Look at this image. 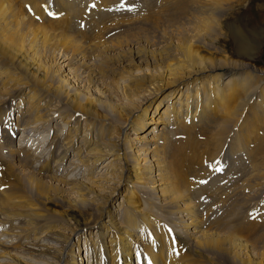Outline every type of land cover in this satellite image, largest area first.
Returning a JSON list of instances; mask_svg holds the SVG:
<instances>
[{"label": "rangeland", "instance_id": "obj_1", "mask_svg": "<svg viewBox=\"0 0 264 264\" xmlns=\"http://www.w3.org/2000/svg\"><path fill=\"white\" fill-rule=\"evenodd\" d=\"M13 1L23 10L26 17L48 31L57 33L59 36L62 34L77 38L69 45L72 56L64 52L61 47L55 48L51 43L50 47L53 48L51 51L49 48L43 50L38 45L40 59L51 65L53 72L57 75L69 74L68 78L75 84L76 90H85L84 93L90 97L101 96V92H106V95L117 100L118 97L113 88L117 87L115 81L121 74L118 69L131 72L139 68H146L149 73L161 67L165 69L166 65L170 64L176 65L170 68L174 72L184 70L185 66L177 61L178 52L174 49L178 41L188 43L190 48L202 56L212 57L216 60L226 58L228 61L248 65L247 70L234 76L235 79L239 78L237 83L230 88L234 99L236 98L233 99L235 104L243 100L242 94L237 91L239 85L244 81H240V78L248 79L252 75L248 81L257 86L260 82L255 71H264V0H97V9L110 10L113 7V10L103 13H95L92 10L95 9L93 6L96 0ZM116 2H118L117 5H115ZM90 4H92L90 13L93 17L87 18L85 8ZM41 5L45 7V11H49L51 18L40 14L43 13ZM25 7L30 9L26 10ZM32 8L36 10L37 15L41 16L36 17L37 20L28 14ZM60 11H65L67 14L57 21L53 13ZM205 17L213 21L212 28H207L203 23ZM86 18L88 21L92 18V21L88 23L90 27L87 25V28H80L78 21H84ZM4 37L5 34L0 32V41ZM29 37L31 40L32 36H28V42H30ZM41 39L39 37L37 43L42 44ZM134 52H141V57L135 61L130 58ZM119 57H126L127 60H117ZM73 58L78 60V63ZM0 59V104H2L0 114H3L0 128L5 132L7 126V134L10 130L16 132L15 140L10 138L12 136L6 138V133L0 137V195L4 194V196H0V263L12 264L11 259L4 258L5 254L7 252L21 253L19 247L32 244L30 242L34 241L35 236L40 235V231L54 233L66 230H62L63 224L55 222L37 224L34 220L28 221L21 216L19 218L17 212L14 213L21 209V203L24 201H30L29 198L39 201V198L35 185L31 186L29 195L27 189L23 193L16 187L17 182L13 179L12 165L16 166L18 176L30 171L39 177L47 178L43 183L44 186H47L45 196L53 203L60 200L59 196H71L76 191L73 182L84 186L103 182L102 184L106 188L98 194L103 198L113 197L107 207L111 210L110 216H113L114 219L116 215L120 219L126 215L123 204L128 205L126 202L127 177L132 179L130 173L133 171L130 170L120 181L116 166H112L115 159L112 155L104 160H99L94 165L90 159L92 157H88L89 160L85 164L89 165L90 163V168L84 167L78 157L77 148L80 147L81 139L91 137L93 139L95 136L93 129L95 127L89 119L83 121L80 119L77 130H72L73 128L67 124L69 117L64 119L57 114L54 115L55 118H49V122L28 126L32 122L30 120L32 115L29 114L27 118L25 117L33 104L29 101V95L31 96L33 93L37 95L35 93H41V91L38 86L31 88L22 84L29 80L25 78L22 80L17 64H10L7 58ZM88 63L91 65L90 68L97 73H101V64H105L107 69L104 68V75L98 78L99 81H102L101 83L92 86L90 81L88 82L85 73L89 71ZM79 64H82L83 67ZM13 78L16 79L13 81ZM200 78L194 82L185 78L184 83L180 84L181 89L178 94L181 93L184 96L186 93L187 101H189L194 96V89L201 84ZM206 78L215 80L208 76ZM209 82L214 83V81ZM117 83H120L121 87L129 86L127 80ZM17 88H19L18 90L22 89L23 93L19 97L12 98V93H16L18 90L14 89ZM169 90L171 88L161 91L152 100V104L148 103L150 106L146 113L143 112L144 115L140 120L141 122L144 120V128H142L143 124L141 128L131 127L128 131L130 132L128 138L134 134H140L142 131L151 130L150 128L154 125L151 122L164 116L162 113L169 102L165 94ZM175 90L177 91V87ZM178 94L177 96L180 97ZM162 96L166 101L164 105L159 103ZM225 100H230V98ZM257 100L258 102H256ZM234 101H228V104L234 106ZM184 102L185 100L180 97L178 104ZM135 103L141 107V111L134 116L138 117L143 114L144 103H142V99H138ZM60 107L59 100L49 97L41 100L39 106L42 111L44 108H48L49 111L50 109H60ZM223 108L224 106L221 104L213 105L211 107L212 120L202 128L200 123L195 121L193 134L190 137L185 130L179 129V135L171 141V146L164 148L165 158L167 161L175 163L180 178L187 184L186 198L180 201V204L185 201L193 203L194 209L200 215L199 229L206 233H215L221 236L227 234L236 237L249 243V255H262L264 254V105H262V101L259 102L258 97L247 110L237 109L232 125L222 122V115L225 114ZM62 110L63 107L59 111ZM9 117H12V125L7 122ZM168 118L164 117L165 120ZM171 118L172 116L169 121ZM27 119L30 120L28 124L26 123ZM73 124L72 127H74ZM88 125L90 130L86 129ZM52 134L60 136L61 139V143L56 149L51 145ZM195 135L199 139L193 144L192 137L194 139ZM69 136L72 137L70 145H65ZM18 139L20 141L17 142ZM166 139L160 140L159 143L163 144ZM21 149L25 150L20 151ZM194 150L197 152L196 160L189 158L193 155ZM13 152L15 156L18 153L23 158L17 160L11 155L14 154ZM82 152H85V147ZM64 153H66L65 159L60 162L59 158ZM197 169L199 173L193 175ZM48 177H52V179ZM172 180L177 187L178 179L173 178ZM191 180L196 182L191 184ZM149 187L153 188L152 185ZM139 188L143 199L146 198V201L144 200L138 208L142 211L145 221L141 223L134 219L123 223V227H128L133 225L132 221L136 222L131 227V241L129 240L132 248L131 261L134 264H149L142 248H138L140 245H137L135 241L153 248H155L156 241L160 242L163 248L156 251V256L162 255L166 251L169 260L176 264H240L219 253L218 259H216L215 253L202 252L203 255L199 256L194 247L195 244L190 239L191 231L187 232L183 224H180L181 221L186 220L183 217L184 214L168 215V212H164L159 206L163 204L156 199L158 197L151 195L150 190L145 187L140 186ZM9 197H13L19 205L12 213L7 208ZM43 201L45 200L43 199ZM30 206L31 204H28V207ZM48 207L58 211L64 210L52 204H48ZM181 216L182 218L178 219ZM29 223L36 225L31 227ZM32 229L34 230L32 231ZM96 232L98 230H93L92 234L91 231H81L78 233V237L74 236L73 247L75 253L83 257L81 264H92L93 243H91V237L92 242H96L98 240ZM66 233L70 235V232L66 231ZM45 235L46 233L38 237L42 238L39 239L40 242L36 240L34 242L38 246L58 247L56 245L58 242L45 238ZM111 235L112 232H109L106 239L111 238L112 240ZM149 235L151 240H148ZM175 238L181 239L183 244L179 248L176 258L172 251V241ZM229 243H223L224 247L227 248ZM236 249L241 252L240 248ZM225 252L231 253L230 255L234 254L228 250ZM242 253L245 254L246 250ZM246 255L244 258L247 257ZM22 260L26 264H44L51 261H46L49 259L41 255L34 258L26 255V258H22Z\"/></svg>", "mask_w": 264, "mask_h": 264}, {"label": "bare ground", "instance_id": "obj_2", "mask_svg": "<svg viewBox=\"0 0 264 264\" xmlns=\"http://www.w3.org/2000/svg\"><path fill=\"white\" fill-rule=\"evenodd\" d=\"M64 14L67 13L65 11L53 13L57 21L61 20ZM203 23L207 28H212L214 26L213 21L206 17L203 19ZM0 32L5 34L4 39L0 41V53H2L0 58H7L10 64H17L20 69L19 76L21 75L22 80L24 78L29 80L24 83H22V81L19 82L31 88L38 86L41 91V93H35L37 95H34V93L31 94V96L29 95V101L33 104L25 117L27 118L29 114L32 115V119H30L32 121L31 124H28L30 123L29 119L26 121L28 126L49 122V118L53 119L56 117H54V115L57 114V116H61L64 119L69 117L67 124L70 128H73L72 130H77L80 119L82 121L89 119L93 122L95 127L93 128L95 130V136H93V139L92 137L81 139L80 147L77 148L78 157L81 159L84 167L90 168V163L89 165L85 164V162L89 160L88 157H92L90 159L94 165V163H98L99 160H104L112 155L115 158L112 166H116V172L117 175H119L120 181L123 180V177L127 175L130 170L133 171L130 173L132 179L127 177L128 195L126 202L128 205L123 204L126 215L123 219H120L118 215H116L114 219L113 216H110L111 210L107 207L113 197L103 198L98 194L103 192L106 188L102 184L103 182H95L90 186H84L78 182H73L76 191L73 192L71 196H59L60 200L53 203L45 196L47 186H44L43 183H45V179L47 178L39 177L30 171L24 172L22 176H18L16 174L18 173L15 169L16 166L12 165L13 179L17 182L16 187L23 193L27 189V194L29 195L31 186L35 185L39 201L29 198L30 201L26 200L24 203H21V209L14 211L19 205L13 197H9L7 201L8 210L11 213L13 211L14 213L17 212L16 214L19 218L21 216L28 221L34 220L37 224L42 222L63 224L62 230H66L65 232L60 230L52 233L45 230L40 231L39 228V234L42 235L46 233L45 238L58 242V244L56 243L58 247L38 246L34 241L40 242L39 239L42 238H38L40 237L39 235L35 236L34 241L30 242L32 244H27L26 246L21 245L19 247L21 248V253L14 254L12 252H7L4 258L11 259L13 261L12 264H26L23 263V260L21 261L22 258H26V255L33 258L37 255H41L49 259L46 261L51 260L44 264H81L83 257L76 254L74 251V236L78 237V233L81 231H91L92 234L93 230H98V232H96V238H98V240L92 242L91 237V243H93L91 255L93 259L92 264H134L131 261L132 248L129 240L131 241V227L134 226L136 222L132 221L133 223L131 224L133 225L128 224V227H123V223L134 219L144 223L145 218L143 217V213L138 209L141 203L144 200L146 201V198L143 199V195L140 192L139 187L142 186L149 189L151 195L158 197L155 198L163 204L159 206L164 212H168V215L184 214L183 217L186 218V220L181 221L180 224H183L187 232L191 231L190 239L193 241V244H195L194 247L199 256L203 255L202 252L215 253L217 256L216 259H218L219 253L227 259H232L234 262H239L240 264H264V254H257L256 256L248 254L249 243L227 234L221 236L215 233H206L199 229L201 225L200 215H198V211L194 209L193 203L185 201L183 204H180V201L186 198L185 190L187 184L180 178L175 163L170 160L167 161L164 153V148L170 147L172 144L171 141L178 137L179 129L185 130L186 134L190 137L193 134L195 127L193 124H195V121L200 123L199 125H201V128L205 125L207 126L213 117L211 107L215 104L224 106L223 110L225 114L222 115V122L227 125H232L234 122L235 111L237 109L247 110L256 98L259 97V102L262 101V105H264V71H255L260 82L257 86L251 83V81H248L252 75H248V79L240 78V81H244L239 85L237 91L242 94L241 98L243 100L235 104L234 100L236 98L234 99V95L231 93L232 91L230 88H232L239 79H235L234 76L247 70L248 65L228 61L226 58L221 60H219V58L216 60L212 57L202 56L190 48L188 43L178 41L174 49L178 52L177 61H180L181 65L184 64L185 66L184 70L174 72L170 68L176 65L170 64H167L165 69L161 67L149 73L146 68H139L131 72L118 69L121 74L118 76V80L115 81L117 87L113 88L118 99L113 100L110 96L106 95V92H101V96L90 97L84 93L86 92L85 90H76L75 84L68 78L69 74L57 75L53 72L51 65H48L45 61L40 59L39 48L42 47L43 50L49 48L51 51L53 49L50 47L51 43L54 44L55 48L59 49V47H61L64 52L71 55L69 45L76 41V37H67L62 34L59 36L57 33L48 31V29L26 17L23 10L20 9L13 0H0ZM28 36H32L31 40L29 37L30 42L27 41ZM39 37L42 38V44L37 43ZM31 42L32 44H30ZM38 45L40 47H38ZM139 57H141V52H134L130 58L135 61L137 58L139 59ZM73 59L78 63V60L75 58ZM118 59L124 60L126 57H119L117 60ZM79 65L83 67L82 64ZM90 66V63H88V67H86L89 71L85 72L88 82L90 81V85L92 86L101 83L102 81H99L98 78L104 75V68H106L105 64L102 63L101 67L99 66L101 73L95 72ZM207 76L215 80L206 78ZM185 78H189L188 80L192 82L200 78L201 81L199 87L197 86L194 89V96L189 101H187L188 96L186 93L184 96L181 95V93L178 94L181 89L180 84L184 83L183 80ZM15 79L16 78H13V81ZM124 80L129 81V86L125 85L121 87L120 83H117ZM209 81H214V83ZM220 85L221 87H219ZM176 87L177 91L175 90ZM169 88H171V90L165 94L169 102H167L166 108L162 113L164 116L151 122L154 124L150 128L151 130L142 131L140 134H134V136L128 138L130 135L128 131L131 127L141 128L144 122V120L143 122L140 121L142 120L141 117L147 112V108L152 104V100L161 91ZM18 89L19 88L14 90L17 91ZM22 93V89L18 90L16 93H12L11 97H19ZM177 94L185 100L183 104H178L180 97H178ZM46 97L59 100V103H61L60 109L63 107V110L61 112L59 108L55 110L50 109L49 111L48 108H44L43 111L40 110L39 106L41 100L46 99ZM226 98H230V100H225ZM138 99H142V103H144V108L142 107V113H144L138 117H134L135 114L141 111V107H138V104L135 103ZM231 100L234 101V106L228 104V101ZM149 102L150 104L148 105ZM165 102L164 97L159 101V103L163 105ZM256 102H258V100ZM1 106L2 104H0V107ZM207 107H210V109H207ZM165 116L169 118L165 120ZM171 116L172 118L169 121ZM2 120L3 114L1 113L0 122ZM7 122L12 125V117H9ZM71 122L74 123V127H72ZM144 126L143 124L142 128H144ZM86 129L90 130V126L88 125ZM71 138L70 136L67 138L65 145H70ZM163 139H166V142L160 144V140ZM198 139L199 137L196 135L194 139L192 137V140H194L193 144L196 143ZM7 140L9 141V139ZM60 141V136L52 134L51 145L54 146L55 149L59 147ZM124 143L125 146H123ZM84 147L85 152H82ZM23 150L25 149H21L20 151ZM65 154L66 153L62 154L59 158L60 162L65 159ZM11 155L17 160L23 158L18 155V153H16V156L15 153ZM189 158L193 160L197 159L196 150H194L193 155ZM25 161L27 162L28 159ZM117 162H119L118 165H116ZM197 173H199L198 169L193 175ZM172 177L178 179L177 187ZM48 178L52 179V177ZM195 182L196 181L191 180V184ZM148 185H152L153 188L151 189ZM0 196H4V194ZM43 199L45 201H43ZM28 204H31V206L28 207ZM48 204L61 207L64 210L58 211L53 208L49 209ZM180 218H182V216L178 219ZM29 225L33 227V225L36 224L29 223ZM33 230L34 229H32V231ZM66 231L70 232V235H68ZM109 232H112V240L111 238L109 240L106 239ZM88 240L90 241L89 238ZM136 242L137 245H140L138 248L141 247L142 249H140L144 252V255H146L145 257L148 258L149 264H176L169 260L166 251L162 255L156 256V251H160L163 248L160 242L156 241L155 248L139 243L138 241H135V243ZM227 242L230 243L229 246L225 248L223 243ZM182 245L181 239L175 238L172 241V251L175 258L178 256V250ZM237 247L241 249V252L237 251ZM225 250L234 252V254L230 255L231 253H227ZM244 250H246L245 254L242 253ZM245 255L247 256L246 258H244Z\"/></svg>", "mask_w": 264, "mask_h": 264}]
</instances>
